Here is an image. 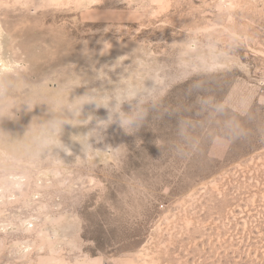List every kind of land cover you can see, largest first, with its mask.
Returning a JSON list of instances; mask_svg holds the SVG:
<instances>
[{
	"label": "rangeland",
	"instance_id": "rangeland-1",
	"mask_svg": "<svg viewBox=\"0 0 264 264\" xmlns=\"http://www.w3.org/2000/svg\"><path fill=\"white\" fill-rule=\"evenodd\" d=\"M0 26V75L42 104L3 121L15 134L66 81L70 101L144 83L160 97L133 135L113 124L83 150L94 119L0 162V242L20 248L0 264H264V0H0Z\"/></svg>",
	"mask_w": 264,
	"mask_h": 264
},
{
	"label": "clouds",
	"instance_id": "clouds-1",
	"mask_svg": "<svg viewBox=\"0 0 264 264\" xmlns=\"http://www.w3.org/2000/svg\"><path fill=\"white\" fill-rule=\"evenodd\" d=\"M76 88L78 87L73 81H66L61 92H66L67 95H61L59 107L57 108L55 103L51 106L47 105V118L33 116L23 135L20 136L3 127V121H17L18 114L22 110L25 113H32L42 104L31 95L24 97L18 95V77L13 74L0 75V151L4 153L0 162L5 167L18 159H35L49 149H57V142L63 145L60 137L65 125L76 127L82 124L87 127L94 119L96 120L93 129L85 135L78 136L82 142H77L82 145L83 150L93 149L89 144L90 138L102 140L103 132L113 124H117L126 134L133 135L146 124L160 104L159 90L155 85L151 88L146 87L145 83L142 86L118 85L107 91L91 90L70 101V94ZM125 104L131 106L130 111L123 109ZM85 105H95L96 109H105L107 118L97 119L90 115L82 123L80 116ZM156 146L159 148L158 142Z\"/></svg>",
	"mask_w": 264,
	"mask_h": 264
},
{
	"label": "built area",
	"instance_id": "built-area-1",
	"mask_svg": "<svg viewBox=\"0 0 264 264\" xmlns=\"http://www.w3.org/2000/svg\"><path fill=\"white\" fill-rule=\"evenodd\" d=\"M32 233V232H31ZM13 245L12 244H10V243H8V245H7V247H5V245H2V242H0V249H4V248H6V250H10L11 248H14V247H12ZM16 249H20V248H18V247H15ZM33 247L32 246H28V245H25V246H22V248L21 249H32Z\"/></svg>",
	"mask_w": 264,
	"mask_h": 264
},
{
	"label": "bare ground",
	"instance_id": "bare-ground-1",
	"mask_svg": "<svg viewBox=\"0 0 264 264\" xmlns=\"http://www.w3.org/2000/svg\"><path fill=\"white\" fill-rule=\"evenodd\" d=\"M0 28H1V26H0ZM0 35H1V32H0ZM1 63H4V62H2V59H1V57H0V72L2 71V70H1V66H2ZM5 68H6V67H5Z\"/></svg>",
	"mask_w": 264,
	"mask_h": 264
}]
</instances>
